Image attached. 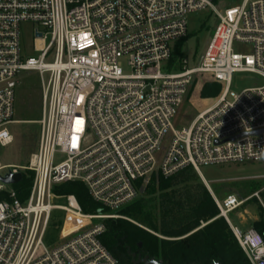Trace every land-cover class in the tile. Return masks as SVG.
I'll return each instance as SVG.
<instances>
[{"label":"built area","instance_id":"obj_1","mask_svg":"<svg viewBox=\"0 0 264 264\" xmlns=\"http://www.w3.org/2000/svg\"><path fill=\"white\" fill-rule=\"evenodd\" d=\"M217 1L0 0L1 148L14 143L7 127L16 123L18 75L42 77L38 149L26 167H0L2 178H33L24 196L15 188L22 181L0 180V264H118L101 242L105 221L155 179L192 168L208 187L203 167L264 160V134L250 135L264 130V85L230 90L234 74L264 80V0L223 10ZM206 10L218 25L193 64L183 55L188 21ZM23 23L36 27L38 58L22 56ZM237 43L252 46V54L236 53ZM198 75L212 76L224 91L178 131L174 122ZM71 182L111 213L86 214L75 196L55 192ZM212 196L250 263L264 264L263 237L231 224L243 202ZM57 212L63 235L47 245Z\"/></svg>","mask_w":264,"mask_h":264},{"label":"trees","instance_id":"obj_2","mask_svg":"<svg viewBox=\"0 0 264 264\" xmlns=\"http://www.w3.org/2000/svg\"><path fill=\"white\" fill-rule=\"evenodd\" d=\"M214 87L207 85L203 96L216 95ZM32 182V176H24L15 188L24 196ZM158 183L156 188L152 182L140 198L116 212L139 226L125 219L105 221L106 233L101 242L118 264H136L137 259L145 257L160 264H251L231 226L221 217L213 196L192 168L170 178L160 177ZM55 192L75 196L86 214L111 213L96 204L79 182L62 184ZM261 196L264 201V192ZM248 203L234 212L245 210ZM259 210L263 215V209ZM259 217L252 228L264 239V219Z\"/></svg>","mask_w":264,"mask_h":264},{"label":"rangeland","instance_id":"obj_3","mask_svg":"<svg viewBox=\"0 0 264 264\" xmlns=\"http://www.w3.org/2000/svg\"><path fill=\"white\" fill-rule=\"evenodd\" d=\"M256 1V0H253ZM243 0H218V10L226 7L241 5ZM188 38L184 43L183 55L196 64L205 53L212 35L218 25V19L210 10L203 11L189 18ZM35 26L31 23H23L20 27V46L24 58H38L34 51ZM234 50L238 54H252L250 45L235 44ZM190 90V93L180 109L179 116L174 122L175 129L181 131L188 128L202 112L212 107L224 91L225 85L214 81L210 75H198ZM18 85L15 90V115L16 123L7 127L13 137L14 143L8 147H0V167L4 166H28L30 156L38 149L40 126L38 121L42 118V77L37 72H22L17 78ZM215 85L217 94L203 96L206 86ZM264 80L253 74H234L230 90L240 93L243 90L261 87ZM213 88V89H214ZM7 171H3L5 174ZM201 173L208 183L210 192L218 200H225L229 196H235L243 205L249 202L245 209L250 215L264 219V201L261 194L264 192V160L257 163L230 164L222 166L203 167ZM159 182V181H158ZM155 179L153 186L158 188L159 183ZM203 182V181H202ZM204 184V183H203ZM205 185V184H204ZM207 187V188H208ZM242 205V206H243ZM242 206L240 207L242 209ZM263 209V215L259 210ZM244 208V207H243ZM244 210H241L242 212ZM114 219H125L134 224L136 222L116 214ZM64 214L54 213L48 229L46 244L57 242L63 235ZM232 224L241 232H247L252 225V220L246 215L247 221L241 224L236 214L229 216ZM139 226V224H137ZM148 232L159 236L148 228L140 226ZM161 237V236H159ZM140 259V258H139ZM137 259V260H139ZM136 260V261H137Z\"/></svg>","mask_w":264,"mask_h":264},{"label":"water","instance_id":"obj_4","mask_svg":"<svg viewBox=\"0 0 264 264\" xmlns=\"http://www.w3.org/2000/svg\"><path fill=\"white\" fill-rule=\"evenodd\" d=\"M38 37H40V36L38 35ZM261 134H264V130L251 133L250 135H261ZM22 178H23L22 174H20V173L19 174H13L10 172L5 177H3V178L0 177V180L6 185H17L22 181ZM206 188H207V186H206ZM207 189L210 192L209 188H207ZM210 194H211V192H210ZM135 263L136 264H160L157 261L150 260L149 257H145L144 259H139V260L135 261Z\"/></svg>","mask_w":264,"mask_h":264},{"label":"crops","instance_id":"obj_5","mask_svg":"<svg viewBox=\"0 0 264 264\" xmlns=\"http://www.w3.org/2000/svg\"><path fill=\"white\" fill-rule=\"evenodd\" d=\"M233 214H236V216H237L238 220H240L241 224L246 223V221H247L246 215H248L249 218L252 220V225L250 226V228H252L253 224L259 220L258 217H254V216L250 215L249 212H247V210H244L242 212H240V211L234 212ZM231 224H232V222H231ZM232 226L235 227L233 224H232ZM235 228H237V227H235Z\"/></svg>","mask_w":264,"mask_h":264},{"label":"bare ground","instance_id":"obj_6","mask_svg":"<svg viewBox=\"0 0 264 264\" xmlns=\"http://www.w3.org/2000/svg\"><path fill=\"white\" fill-rule=\"evenodd\" d=\"M208 184V183H207Z\"/></svg>","mask_w":264,"mask_h":264}]
</instances>
